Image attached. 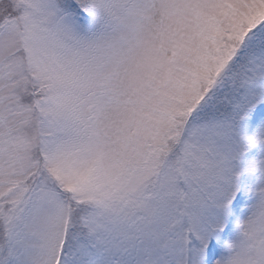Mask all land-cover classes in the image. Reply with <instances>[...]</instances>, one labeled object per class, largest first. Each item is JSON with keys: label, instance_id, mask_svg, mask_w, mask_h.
<instances>
[{"label": "snow or ice", "instance_id": "obj_1", "mask_svg": "<svg viewBox=\"0 0 264 264\" xmlns=\"http://www.w3.org/2000/svg\"><path fill=\"white\" fill-rule=\"evenodd\" d=\"M0 264H264V0H0Z\"/></svg>", "mask_w": 264, "mask_h": 264}]
</instances>
